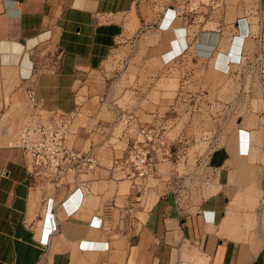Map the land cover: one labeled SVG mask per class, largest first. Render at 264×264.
Returning a JSON list of instances; mask_svg holds the SVG:
<instances>
[{
  "label": "crops",
  "instance_id": "1",
  "mask_svg": "<svg viewBox=\"0 0 264 264\" xmlns=\"http://www.w3.org/2000/svg\"><path fill=\"white\" fill-rule=\"evenodd\" d=\"M163 6L146 19L145 0H0V119L10 110L16 123L36 110L74 113L68 145L99 162L54 189L0 135V264H264V123L240 121L243 133L207 153L211 192L190 203L161 179L169 158L146 188L121 162L149 127L142 119L155 116L139 104H110L102 90L91 95L97 72L104 85L118 75L105 67L113 52L140 41L164 71L178 58L212 74L237 65L231 59L249 41L247 16L223 34L172 19L174 5ZM171 40L176 57L162 62Z\"/></svg>",
  "mask_w": 264,
  "mask_h": 264
},
{
  "label": "rangeland",
  "instance_id": "2",
  "mask_svg": "<svg viewBox=\"0 0 264 264\" xmlns=\"http://www.w3.org/2000/svg\"><path fill=\"white\" fill-rule=\"evenodd\" d=\"M145 1L149 11L146 16L142 14L146 19L161 14L163 5L171 3L175 16L186 24L216 27L223 34L232 30L241 16H247L251 25L243 61L227 72L212 74L205 64L189 58L176 59L164 71L161 63L145 57L139 40V44L131 43L115 50L105 64L116 71V77L104 85L97 81V72L91 87V95L102 90V100L107 98L110 104L114 102L120 107L139 104L143 113L155 116L142 121H151L144 124L155 127L170 140L169 161L159 166L161 179L170 181L172 193L194 203L211 192L205 169L207 153L227 144L234 132H242L238 128L240 121L264 123V17L260 22L257 0ZM258 37L260 44L254 42ZM164 54L162 62L176 57L172 40ZM148 70L153 74H147ZM94 98L99 99V95ZM15 115L10 110L0 119V135L6 134L7 145L16 142L23 123V115L17 123ZM150 181L157 182L152 178Z\"/></svg>",
  "mask_w": 264,
  "mask_h": 264
},
{
  "label": "built area",
  "instance_id": "3",
  "mask_svg": "<svg viewBox=\"0 0 264 264\" xmlns=\"http://www.w3.org/2000/svg\"><path fill=\"white\" fill-rule=\"evenodd\" d=\"M263 17L261 13L260 22ZM256 41L260 44L261 37ZM243 59L244 51L240 50L233 55L231 61L240 64ZM73 117L74 113H46L36 110L21 124L16 142L12 144L24 151L31 173L54 189L62 185L67 175L92 172L99 165L97 157L91 152H83L68 145L67 135ZM141 133L142 139L125 147L121 162L134 184L146 188L148 179L156 173L157 163L163 158H169L171 149L165 142L164 134L155 127L141 128ZM245 145L248 147L244 138L239 136V153L246 152Z\"/></svg>",
  "mask_w": 264,
  "mask_h": 264
},
{
  "label": "bare ground",
  "instance_id": "4",
  "mask_svg": "<svg viewBox=\"0 0 264 264\" xmlns=\"http://www.w3.org/2000/svg\"><path fill=\"white\" fill-rule=\"evenodd\" d=\"M172 19H174L175 18V14L171 17ZM250 28H251V26H250ZM250 31H251V29H250ZM13 143H10L9 145H12Z\"/></svg>",
  "mask_w": 264,
  "mask_h": 264
}]
</instances>
